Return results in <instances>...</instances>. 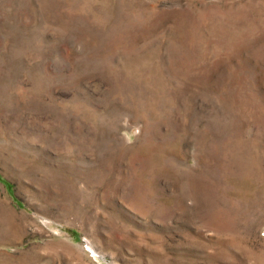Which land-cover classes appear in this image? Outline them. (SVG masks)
Returning a JSON list of instances; mask_svg holds the SVG:
<instances>
[{
  "label": "rangeland",
  "instance_id": "374dc122",
  "mask_svg": "<svg viewBox=\"0 0 264 264\" xmlns=\"http://www.w3.org/2000/svg\"><path fill=\"white\" fill-rule=\"evenodd\" d=\"M0 264H264V0H0Z\"/></svg>",
  "mask_w": 264,
  "mask_h": 264
}]
</instances>
